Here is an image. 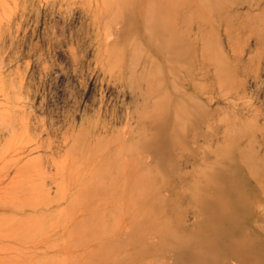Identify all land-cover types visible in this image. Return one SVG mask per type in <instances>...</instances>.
Segmentation results:
<instances>
[{"label": "rangeland", "instance_id": "1", "mask_svg": "<svg viewBox=\"0 0 264 264\" xmlns=\"http://www.w3.org/2000/svg\"><path fill=\"white\" fill-rule=\"evenodd\" d=\"M258 164L264 0H0V264H264Z\"/></svg>", "mask_w": 264, "mask_h": 264}, {"label": "bare ground", "instance_id": "2", "mask_svg": "<svg viewBox=\"0 0 264 264\" xmlns=\"http://www.w3.org/2000/svg\"><path fill=\"white\" fill-rule=\"evenodd\" d=\"M149 14V13H148ZM160 15L159 14H157V15H152L151 14V17H150V20L152 21V22H156L157 20H158V22L160 21ZM168 35V34H167ZM174 43V42H173ZM175 44V43H174ZM122 136V135H121ZM85 139V138H84ZM115 140V139H114ZM126 141V140H125ZM125 141H123L124 143H125ZM123 143V144H124ZM128 143V142H127ZM123 147H125V144H124V146ZM122 148V147H121ZM123 149V148H122ZM88 151V150H87ZM113 151V150H112ZM118 151V150H117ZM126 152V151H125ZM120 156V155H119ZM113 157V156H112ZM119 158V157H118ZM117 159V158H116ZM128 165V164H127ZM252 170H256L257 169V172H256V174H255V176L257 177L256 178V181L257 182H263L264 181V170H263V168H264V166L262 165V164H258V165H255V167H253V166H249ZM261 168V169H260ZM263 171V172H262ZM260 173V174H259ZM256 196V195H255ZM263 197H264V195H263ZM247 201V200H246ZM252 204V203H251ZM244 206V205H243ZM251 207H252V205H251ZM260 207V206H259ZM257 209H258V207H257ZM238 211V210H237ZM244 211V210H243ZM247 212H249V211H247ZM235 213V212H234ZM233 214V213H232ZM264 216V215H263ZM223 217V216H222ZM245 217V216H244ZM232 219H233V217H232V215L230 214L229 216H227V217H224V219H222V220H228V223L230 224V223H232ZM242 220H244V219H242ZM234 223V222H233ZM235 224V223H234ZM231 225V224H230ZM238 226V225H237ZM236 227V226H235ZM230 246L231 245H233L234 244V239L232 240H230Z\"/></svg>", "mask_w": 264, "mask_h": 264}]
</instances>
